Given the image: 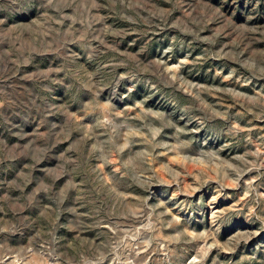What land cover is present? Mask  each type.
<instances>
[{
	"label": "rangeland",
	"instance_id": "obj_1",
	"mask_svg": "<svg viewBox=\"0 0 264 264\" xmlns=\"http://www.w3.org/2000/svg\"><path fill=\"white\" fill-rule=\"evenodd\" d=\"M0 264H264V0H0Z\"/></svg>",
	"mask_w": 264,
	"mask_h": 264
}]
</instances>
